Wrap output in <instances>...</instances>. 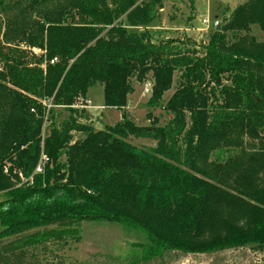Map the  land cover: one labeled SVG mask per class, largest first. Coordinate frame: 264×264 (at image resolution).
Instances as JSON below:
<instances>
[{
    "label": "trees",
    "instance_id": "trees-1",
    "mask_svg": "<svg viewBox=\"0 0 264 264\" xmlns=\"http://www.w3.org/2000/svg\"><path fill=\"white\" fill-rule=\"evenodd\" d=\"M163 1L31 0L7 21L0 264H68L64 250L84 222L143 234L144 264L166 252L264 251V42L250 35L252 26L264 32V0L237 6L200 51L152 42L144 29ZM176 72L165 126H138L125 112L103 130L78 121H88L73 108L91 87L102 86L104 109L121 111L131 81L152 80L153 107ZM59 109L69 116L57 124Z\"/></svg>",
    "mask_w": 264,
    "mask_h": 264
},
{
    "label": "rangeland",
    "instance_id": "rangeland-1",
    "mask_svg": "<svg viewBox=\"0 0 264 264\" xmlns=\"http://www.w3.org/2000/svg\"><path fill=\"white\" fill-rule=\"evenodd\" d=\"M31 0H0V44L6 49L2 40L7 21L19 10L25 8ZM246 0H164L163 8L159 11L158 20L144 29L151 37L152 42L158 43L171 38L182 45V49H202L209 41V36L214 30L229 19L232 11ZM37 9V8H36ZM201 14L198 18L197 14ZM202 17H208L210 27L204 29L200 23ZM218 18L219 26L212 27L213 21ZM190 19V20H189ZM136 32L142 28L133 29ZM132 30V31H133ZM203 30V32L201 31ZM250 35L258 42H264V32L252 26ZM177 44V45H178ZM6 45V44H5ZM24 49V44H17ZM37 55L40 53L34 50ZM1 68V65H0ZM178 72L174 73L171 89L166 92L157 106L149 107L148 100L152 91L145 93L146 84L152 85V80L143 84L131 81L134 92L128 96L125 110H108L103 108V88L101 85L91 87L87 92L85 106L77 105L73 109L84 111L88 117L86 122L84 114L78 121L90 124L96 130H103L113 126L121 120L125 112L138 126H149L155 119L157 126H165L171 116L164 110L168 99L175 92L179 82ZM224 84L229 83L224 79ZM47 104V103H46ZM57 124L68 119L69 112L59 109ZM49 124H44L48 129ZM73 141L80 140L83 135L72 133ZM129 142L136 147H153L150 140L130 139ZM229 154L219 155V160L225 159ZM213 159L216 156L212 157ZM23 180V179H21ZM2 196H0L1 200ZM1 231V225H0ZM146 244L143 234L125 228L119 224L105 222H84L81 226L80 241L71 244L64 250L63 257L68 264H144L141 262L142 246ZM146 264H264V251L257 252L248 248L224 251L213 254H183L180 252H166L161 257Z\"/></svg>",
    "mask_w": 264,
    "mask_h": 264
},
{
    "label": "built area",
    "instance_id": "built-area-1",
    "mask_svg": "<svg viewBox=\"0 0 264 264\" xmlns=\"http://www.w3.org/2000/svg\"><path fill=\"white\" fill-rule=\"evenodd\" d=\"M200 23L204 26V29H208L210 27V21L208 17H202V20H200ZM219 26V21L214 20L212 23V27L216 28ZM203 32V30H201ZM149 91H152V85L150 83L146 84L145 93H149ZM47 162V159L45 157H41L40 163L37 165L34 174H40L42 172L43 163Z\"/></svg>",
    "mask_w": 264,
    "mask_h": 264
},
{
    "label": "crops",
    "instance_id": "crops-1",
    "mask_svg": "<svg viewBox=\"0 0 264 264\" xmlns=\"http://www.w3.org/2000/svg\"><path fill=\"white\" fill-rule=\"evenodd\" d=\"M200 1H203V0H200ZM198 18L201 16V14H197ZM216 20H218V18H216ZM88 100V99H87Z\"/></svg>",
    "mask_w": 264,
    "mask_h": 264
}]
</instances>
